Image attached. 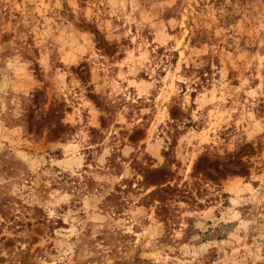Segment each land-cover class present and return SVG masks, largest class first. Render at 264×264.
Returning a JSON list of instances; mask_svg holds the SVG:
<instances>
[{
    "label": "rangeland",
    "instance_id": "1",
    "mask_svg": "<svg viewBox=\"0 0 264 264\" xmlns=\"http://www.w3.org/2000/svg\"><path fill=\"white\" fill-rule=\"evenodd\" d=\"M41 2L49 4V0H0L4 6L3 13H0V45L14 44L21 49L24 60L31 59L30 53L41 58L45 46L51 53L50 60L56 58L60 47H64L65 54H70L69 59L79 58L81 54L74 48H87L89 45L85 44V40H91L107 60L94 62L88 59L90 54L85 53L78 69L81 76L89 81L95 79L99 84H103L105 78L109 82L115 79L133 96L137 89L129 88V81L134 80L137 84L142 80L152 82L146 71L138 70L141 54L147 53L153 61L152 67L162 60L164 63L157 70L155 88L150 90L148 99L152 101L151 104L141 100L134 105L124 101L121 95L117 97L119 103L102 105L97 103L100 97L93 99L94 94L85 92L86 100L106 110L107 119L104 116L99 118L101 128L107 130L114 127L120 131L109 137L107 131L100 133L91 126L85 129L89 136L88 143L93 147L81 151V155L85 156V166L78 170L77 175L54 163L66 159L65 152L72 150L70 141L75 131L71 130V124L67 126L70 131L61 134L52 144L29 139L22 128L15 138L4 139L0 135V264H108L109 261L111 264H173L182 257L178 250L171 249L176 247L177 239L187 237L196 219L185 213L206 212L208 208L214 209L212 215L220 222L216 225L217 230L226 222L228 225H239L243 221L247 236L245 238V229L242 228L238 233L241 244L248 248L259 244L261 232L264 231V187L261 180H253L252 177H264V131L254 132L249 128L245 111H251L264 127V96L257 94L255 107L244 105V101H251L248 93L256 92L264 78V67L261 66L264 61V28L253 20L254 9L264 6V0H71V4L75 5L74 10L69 0H59L61 7L56 12L67 21L65 27L70 23L72 28L65 35L67 44L56 45L55 51L52 47L55 42L51 38L47 39L46 45L40 43L43 39L40 36L43 20L37 26L29 15L35 4ZM56 2L51 0L50 7ZM113 11H116L115 16L111 15ZM85 12L89 14L88 17L83 15ZM129 15L135 23L128 26L132 36L124 37L123 17ZM48 19L60 23L51 11ZM160 25H163L162 29ZM101 31L104 36L112 34L120 39L113 40L109 45L100 35ZM56 35L59 36V33ZM132 37L136 38L135 43H132ZM117 51L118 62L128 61L122 69L109 66L113 64L112 57L116 56ZM7 58V54L0 57L4 60ZM169 64L172 71L178 68L177 74L189 80V84L176 81L179 96H173L165 105L171 121L169 128L181 122L185 95L190 113L197 106V96L202 95L205 89L211 92L213 84L220 80L218 70L225 69L227 102L220 111L235 108L230 122L232 127L228 129L236 137L235 150L228 153L223 145L210 147L206 142L203 145L206 151L201 154L202 158L197 157V165L192 168L194 175L203 172L197 178V183L201 184L199 190H189L187 181L181 183L182 176L174 177L167 182V186L176 191L161 193L146 203V197L121 189V185L130 186V181L109 182L112 177L122 175V169L115 168L112 156L107 158V171L97 167L95 157L103 154L104 147L117 143L121 148L126 145L136 147L147 139V131L156 118L155 98L158 90L164 87L159 77L167 74L163 69ZM0 67L6 65L0 64ZM28 71L31 72V69ZM132 72L135 75L130 74ZM121 74L125 77L123 81L117 79ZM73 75L79 79L75 72ZM34 78L39 79L35 74ZM193 79L195 83L191 82ZM0 81H3L2 74ZM70 81L71 78L67 81L69 86ZM28 83L27 80L23 81L24 86ZM229 89L240 91L230 94ZM105 91L111 92L112 89ZM219 94L217 92V96ZM126 103L130 111L125 115V120L131 127L122 126L116 121V112ZM17 105L25 110L26 115L29 114L31 105L26 102L22 92H13L11 87L7 95L0 92V111L6 110V115L0 116V120H5L4 127L9 131L10 114L17 109ZM147 107L152 111L143 113L142 109ZM214 107L212 104L205 105L202 109L205 117L210 112L214 113ZM68 115L73 120L82 119L85 125L90 119L87 109H82L79 115L68 109ZM134 118L139 119L140 124H135ZM219 118V113L208 117V127ZM183 123L184 133L175 128L168 132L170 138L176 137L178 149L186 147L179 144L178 137L186 134L188 129L197 134L207 131L203 122L197 126L190 119L183 118ZM16 127L21 126L17 124ZM79 127L77 124L76 128ZM159 127L163 129L164 126ZM245 128L253 133L251 139L243 131ZM212 135L209 133V139ZM227 135L226 132L220 136L225 144L231 140V137L225 139ZM197 142L193 140V144ZM187 151L191 152L192 149L188 148ZM221 151L224 152L222 158ZM41 158L47 163H42ZM89 163L92 164L91 169L87 167ZM188 174L191 176V172ZM225 187L229 191L225 192ZM14 190L15 195L12 194ZM181 190L184 195H180ZM189 196L197 202L189 203ZM85 197L96 199H90L87 211H82ZM232 200H236V203H231ZM49 207L52 215H49ZM225 214L232 216V219H227ZM250 220L256 223L250 225ZM207 223L211 225L212 222ZM182 224L188 227L177 238L176 233L181 232ZM224 251L230 253L231 249L225 248ZM215 254L223 256L219 249L215 250ZM260 254L264 256V248L260 249ZM244 264H250V261L245 260Z\"/></svg>",
    "mask_w": 264,
    "mask_h": 264
},
{
    "label": "clouds",
    "instance_id": "2",
    "mask_svg": "<svg viewBox=\"0 0 264 264\" xmlns=\"http://www.w3.org/2000/svg\"><path fill=\"white\" fill-rule=\"evenodd\" d=\"M51 0L49 4L36 3L31 9L29 15L32 17L33 22L39 26L41 20H43V31L40 36L43 38L40 40L41 44L46 45L48 38H51L55 44L52 46L53 51H55L56 45H66L65 35L68 29L72 28V24L68 23L67 27L65 21L56 12V9L61 7L59 0L54 5H51ZM69 4L72 9H75V5ZM115 5L113 8L115 9ZM121 8L123 5L120 6ZM136 5H133V10L135 11ZM4 6L0 3V13H3ZM49 11L60 20L59 24H56L54 20L48 19ZM39 16V19L37 18ZM85 17H88V13H83ZM99 17V13L96 14ZM111 15L115 16L116 11H113ZM79 18V17H78ZM125 20L124 31L122 35L124 37H131V31L129 25L135 23L132 17L124 16ZM253 20L259 24L260 28H264V6L260 9H254ZM161 29L163 25H160ZM113 31H118L114 29ZM59 33V36L56 33ZM73 34L75 35V30L73 29ZM100 35L106 40L109 45H111L113 40H119V36H114L109 34L104 36L103 31ZM157 41H159V34L157 36ZM136 42V38L132 37V43ZM76 41L73 38V44ZM85 44L89 45L87 48L80 46L74 48V51L79 52L81 55L79 58L72 57L69 59L70 54L64 53V47L59 48V54L54 60H50L49 56L51 53L48 52L47 46L42 49L44 53L41 58H37L35 54H31L30 60H24L21 49L17 48L14 44L3 46L0 45V57L7 54L8 58L6 60L0 59V64L6 65V67H0V74L3 75V81H0V92L7 95L8 89L11 87L13 92L23 93V97L26 102L31 105L29 109V114L26 115L25 110L17 105V109L12 112L11 119L9 121L11 130L4 127L5 120H0V135H3L4 139L15 138L18 136L21 128L24 134L33 140H41V143L47 142L52 144L55 140L61 137V134L70 131L67 127L69 124L72 125V129L75 134L72 136L70 143L72 144L71 152H65L66 159L55 161L54 163L59 164V166L65 171H70L72 175H77L79 169H83L85 166V156L81 155V151L85 148H92L93 145L88 143L89 136L85 131L86 128L91 126L99 130L100 133L107 131L109 137L117 135L120 129L114 127L110 129H102L100 126L99 118L104 116L107 119V114L105 108L97 107L92 101L85 99V92L93 95V99L100 97L97 103L105 104H117L119 100L117 97L123 96L124 101L131 102V104H137L141 100L145 104H151L152 101L148 99L151 95V89L155 88L157 83V70L161 68V64L164 63L162 60L157 63L155 67H152L153 61L148 58L147 53L141 54L139 57V67L138 70L146 71L147 75L151 79V83L141 81L137 84L134 80L128 82L129 88H136V95L133 96L128 92L127 88L121 87L119 83L114 79L111 82L105 78L103 84H99L97 80L89 81L81 76L78 69L81 68L80 61L83 60L85 53H89L88 59L94 62H99L101 59L107 60V57H102L98 52L96 45L91 42V40H85ZM24 51H29L24 49ZM113 51H116L113 49ZM119 56V52H116V56L112 57L113 64L110 67L123 68L127 60L123 62H118L116 57ZM131 53H129V57ZM23 61V62H22ZM147 65V68H145ZM75 66V67H74ZM262 67H264V61H262ZM199 67V65H197ZM31 69V72L28 70ZM167 74L159 77V82L163 83L164 87L159 89V94L155 98V108H156V118L152 122L151 127L147 131V139L141 141L140 146L133 147L131 145H126L120 147L119 143L113 145L112 147H104L103 154L95 157V162L98 168L105 169V164L108 162L107 158L112 156L115 168L122 169V175L118 177H112L109 181L110 183L116 184L120 181L128 180L130 181V186L125 187L121 185V189L124 192H135L137 196L146 197L145 202H150L161 195V193H172L176 191L175 189L167 186V182L172 180L174 177L178 178L182 176L181 183L187 181L189 190L196 188L199 190L201 187L200 183H197V178L200 177V172L194 175L192 171L193 165H197V157H201V154L206 150L203 145L207 142L209 146L213 145H223L224 149L228 153H232L235 150V139L228 129L232 127L230 123L232 121V113L235 108L225 109L221 113L222 106L227 102L225 96V89L228 88V84L225 83L226 73L225 69H219L220 80L217 81L212 86L211 92L205 89L202 95H198L196 98V108L190 113L187 111L188 97H184V113L182 114L181 122L173 124V128L179 129L181 133H184V123L183 118L190 119L193 123L199 126L200 122L205 123L207 131L197 134L192 129H188L186 134H181L179 139L180 145H186V147L177 148L176 137L170 138L168 135L169 131H173V128H169L170 118L168 116V108L165 107L171 100L173 96H179L180 89L176 85V81L180 80L184 84H189V80L184 79L182 76L178 75L179 69L172 71L171 65L169 64L163 69ZM76 73L79 76L77 79ZM34 74L38 75L39 79L34 78ZM135 75V72L130 73ZM15 76V79H12ZM71 78L70 84L67 82ZM117 79L123 81L125 77L121 74ZM27 80L29 83L24 86L23 81ZM171 81V83H169ZM83 82V83H82ZM195 83L193 79L191 81ZM219 85V87H217ZM111 88V92L105 91V89ZM78 90V91H77ZM239 89L231 90L230 94H235L239 92ZM219 92V96H217ZM257 94L259 96H264V78H262L261 85L256 89V92H250L248 95L252 97L251 101L245 100L244 105L251 104L255 107ZM71 97V99H69ZM15 102V101H14ZM79 104V107L77 105ZM207 104L214 105V113H219L220 118L217 119L216 123H210L208 117L213 116V112L205 117L202 109ZM68 109H72L75 115H79L82 109L89 110L90 119L88 124L85 125L83 120H73L72 116L68 115ZM130 111L127 103L119 111L116 112V121L122 126H127V121L125 120V115ZM150 107L143 108V113L151 112ZM6 110L0 111V116H5ZM245 115L249 122V128L253 129L254 132L264 131V127L261 126V121L256 119L251 111L246 110ZM264 119V118H262ZM135 124H140L139 119L134 118ZM20 125L17 128L16 125ZM79 124L80 127L76 128ZM163 125V129L159 126ZM249 128H245L243 131L248 133L249 139L252 137V132ZM239 129V123H237V130ZM228 133L225 139L231 137L229 143L225 144L224 140L220 139V136L224 133ZM209 133H213L211 139H209ZM142 135V133H138ZM154 140V142H153ZM193 140L198 141L193 144ZM107 144V141H105ZM146 145V147L144 146ZM191 148L192 151L188 152L187 149ZM115 150L116 155L113 156ZM224 156V152H220V157ZM207 157V156H203ZM202 158V157H201ZM200 158V160H201ZM199 160V161H200ZM42 163H47L43 161ZM178 165H181L178 167ZM89 169L92 168V164L87 165ZM187 169L188 171H185ZM35 170V169H34ZM188 172H191L189 176ZM92 175V173H89ZM151 177V178H149ZM253 180H261L262 187H264V177H252ZM203 180L206 181L205 176ZM155 186V189H154ZM163 186V187H162ZM167 190V191H165ZM247 190V189H246ZM227 192L229 189L224 188ZM13 195L16 194L14 190ZM203 194V193H202ZM180 195H184L183 190L180 191ZM256 193L253 194V200H255ZM95 200V197H85L84 198V208L82 211H87L89 207V200ZM189 203L195 204L197 201L193 197H187ZM235 204L236 200L230 201ZM49 215H52L51 208H48ZM214 209L208 208L206 212H187L185 215H190L196 217L191 228L188 231L187 237L183 240H176V247L171 249V251H179L182 257L179 261H174L173 264H244L245 260H249L250 264H264V256L260 254V249L264 248V231L261 232L260 243L254 244L252 248L244 247L241 244V240L238 233L241 229H245V238L247 236L246 226L244 222L241 221L239 225L232 224L228 225L227 222L222 225L219 230L216 229V225L220 222L212 215ZM227 219H232V216L225 214ZM225 217H222L224 219ZM211 221V225L207 222ZM256 221L250 220L248 224L254 225ZM187 225H181V232L176 233V237L179 238L183 235V230L187 228ZM209 228L212 232L209 233ZM208 234V235H205ZM211 237V238H210ZM207 241V242H205ZM220 241V243H216ZM225 248H230L231 252H225ZM243 248V251H242ZM219 249L223 252V256L219 257L215 254V250ZM107 251V250H105ZM187 259H184V258ZM55 264V262H54ZM111 264V261L108 262Z\"/></svg>",
    "mask_w": 264,
    "mask_h": 264
}]
</instances>
